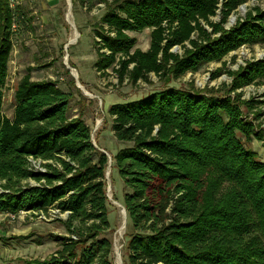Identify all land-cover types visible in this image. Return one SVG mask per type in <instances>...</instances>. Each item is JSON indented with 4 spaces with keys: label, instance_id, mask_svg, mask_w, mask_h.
Masks as SVG:
<instances>
[{
    "label": "trees",
    "instance_id": "1",
    "mask_svg": "<svg viewBox=\"0 0 264 264\" xmlns=\"http://www.w3.org/2000/svg\"><path fill=\"white\" fill-rule=\"evenodd\" d=\"M100 1L94 69L111 70L120 84L195 73L242 45L264 43V9L224 26L247 0ZM12 23L8 1L0 0V212L66 215L60 248L28 264H113L108 156L85 121L69 115L71 92L27 73L15 90L13 117L2 113ZM145 29L151 41L142 51L129 33ZM176 46L182 54L171 51ZM230 74L222 96L166 87L109 108L113 135L125 144L113 157L125 187V264H264V161L244 142L262 135L241 118L254 101L236 93L264 79V60ZM33 160L45 171L34 170Z\"/></svg>",
    "mask_w": 264,
    "mask_h": 264
},
{
    "label": "rangeland",
    "instance_id": "2",
    "mask_svg": "<svg viewBox=\"0 0 264 264\" xmlns=\"http://www.w3.org/2000/svg\"><path fill=\"white\" fill-rule=\"evenodd\" d=\"M13 13V49L8 66V77L4 88L2 113L13 117L15 90L21 78L30 73L35 82L51 81L62 90L71 92L69 115L81 118L90 127L92 141L101 152H106L107 197L109 203L110 236L113 241V264H117L115 240L123 226L119 239L120 261H127L128 220L123 207L124 184L114 167V155L123 144L117 141L112 132V118L109 108L118 102H129L144 98L154 91L166 87L196 90L217 96L227 93L233 76L240 67L250 61L264 60V43L245 44L230 52L221 62H211L195 73L160 78L150 75V82L131 85L128 81L118 83L116 75L108 70L100 75L94 69L97 59L93 45V30L104 13L105 5L100 0H7ZM112 1V0H109ZM256 8L264 9V0H247L231 12L225 28L235 26ZM70 11V12H69ZM221 19L220 11L212 18ZM71 21V22H70ZM208 29V28H207ZM75 34L74 39L72 36ZM136 38L135 48L147 51L150 47L151 29L130 32ZM182 54L176 46L171 49ZM217 71L220 73L217 74ZM215 76V77H214ZM242 101L253 100L254 108L242 107V119L255 126V137L246 146L264 161V79L244 86L236 91ZM232 98L235 92L230 94ZM31 184L35 182L30 180ZM1 184V182H0ZM0 187V192H2ZM122 206L121 208L118 206ZM125 212L124 224L121 212ZM65 214L50 209L47 214L32 211L18 213L0 212V264H28L33 260H46L59 248L58 237L67 234L60 218Z\"/></svg>",
    "mask_w": 264,
    "mask_h": 264
},
{
    "label": "bare ground",
    "instance_id": "3",
    "mask_svg": "<svg viewBox=\"0 0 264 264\" xmlns=\"http://www.w3.org/2000/svg\"><path fill=\"white\" fill-rule=\"evenodd\" d=\"M70 12V11H69ZM71 22V21H70ZM74 37H75V34H73V36L71 37L72 38V40L74 39ZM120 208L122 207V206H120V205H118ZM123 208V207H122ZM122 208H121V210H122ZM121 214H122V221L125 219V212L123 211V212H121ZM123 224H124V221H123ZM121 230H119V237H117L116 238V240H115V253H116V257H117V264H121V261H120V247H119V245H118V243H119V239L121 238V236H122V234H123V232H124V227L122 226L121 228H120Z\"/></svg>",
    "mask_w": 264,
    "mask_h": 264
},
{
    "label": "built area",
    "instance_id": "4",
    "mask_svg": "<svg viewBox=\"0 0 264 264\" xmlns=\"http://www.w3.org/2000/svg\"><path fill=\"white\" fill-rule=\"evenodd\" d=\"M32 164H33L34 170L40 171V172H44L45 171L44 168L40 165V162L39 161L33 160L32 161Z\"/></svg>",
    "mask_w": 264,
    "mask_h": 264
},
{
    "label": "crops",
    "instance_id": "5",
    "mask_svg": "<svg viewBox=\"0 0 264 264\" xmlns=\"http://www.w3.org/2000/svg\"><path fill=\"white\" fill-rule=\"evenodd\" d=\"M118 103H123V102H118ZM120 143H121V142H120ZM122 144H123V143H122ZM124 146H125V144H123V147H124ZM123 147H122V148H123ZM120 149H121V148H120ZM120 149H119V150H120Z\"/></svg>",
    "mask_w": 264,
    "mask_h": 264
},
{
    "label": "water",
    "instance_id": "6",
    "mask_svg": "<svg viewBox=\"0 0 264 264\" xmlns=\"http://www.w3.org/2000/svg\"><path fill=\"white\" fill-rule=\"evenodd\" d=\"M103 153H105L106 154V152H104V151H102ZM107 155V154H106ZM124 208V207H123ZM124 210H125V208H124ZM126 212V211H125Z\"/></svg>",
    "mask_w": 264,
    "mask_h": 264
}]
</instances>
